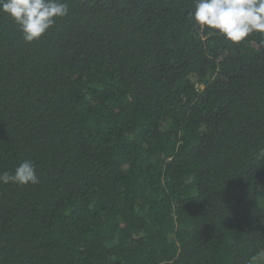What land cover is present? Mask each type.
Masks as SVG:
<instances>
[{"label": "trees", "instance_id": "1", "mask_svg": "<svg viewBox=\"0 0 264 264\" xmlns=\"http://www.w3.org/2000/svg\"><path fill=\"white\" fill-rule=\"evenodd\" d=\"M68 4L31 43L0 12V172L40 181L0 182V264H264V34Z\"/></svg>", "mask_w": 264, "mask_h": 264}, {"label": "clouds", "instance_id": "2", "mask_svg": "<svg viewBox=\"0 0 264 264\" xmlns=\"http://www.w3.org/2000/svg\"><path fill=\"white\" fill-rule=\"evenodd\" d=\"M0 12L19 27L25 42L38 40L57 19L69 13L68 0H0ZM192 19L227 41L239 43L254 32L264 34V0H195ZM264 44V40L261 41ZM0 182L38 184L34 164L21 161L12 171L0 172Z\"/></svg>", "mask_w": 264, "mask_h": 264}, {"label": "rangeland", "instance_id": "3", "mask_svg": "<svg viewBox=\"0 0 264 264\" xmlns=\"http://www.w3.org/2000/svg\"><path fill=\"white\" fill-rule=\"evenodd\" d=\"M202 87H203L202 85L199 86L200 89H201Z\"/></svg>", "mask_w": 264, "mask_h": 264}]
</instances>
